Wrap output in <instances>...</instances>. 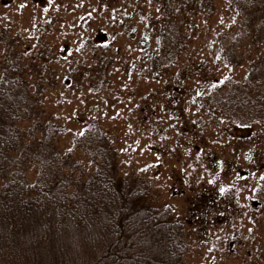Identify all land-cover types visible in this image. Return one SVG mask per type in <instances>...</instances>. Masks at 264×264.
Masks as SVG:
<instances>
[{
	"label": "rangeland",
	"instance_id": "rangeland-1",
	"mask_svg": "<svg viewBox=\"0 0 264 264\" xmlns=\"http://www.w3.org/2000/svg\"><path fill=\"white\" fill-rule=\"evenodd\" d=\"M200 1L0 0V74L16 64L24 78L12 172L84 180L95 124L118 173L183 223L179 264H264V121L213 106L264 92V0L249 13ZM171 23L181 36L166 41ZM164 44L181 52L158 77Z\"/></svg>",
	"mask_w": 264,
	"mask_h": 264
},
{
	"label": "trees",
	"instance_id": "trees-1",
	"mask_svg": "<svg viewBox=\"0 0 264 264\" xmlns=\"http://www.w3.org/2000/svg\"><path fill=\"white\" fill-rule=\"evenodd\" d=\"M205 1L211 5L201 0L196 9ZM224 2L240 13L260 5V0ZM177 24L168 25L163 39L181 36ZM164 45L150 59L158 77L181 52L174 44ZM20 68L2 67L0 74V264H179L186 248L183 223L169 206L151 201L146 184L118 173L113 150L97 125L85 129L93 166L84 180L62 174L31 182L12 172L13 153L23 140ZM213 106L241 127L264 121V92H234Z\"/></svg>",
	"mask_w": 264,
	"mask_h": 264
}]
</instances>
